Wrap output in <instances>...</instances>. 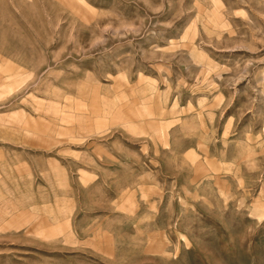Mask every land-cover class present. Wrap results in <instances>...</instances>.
<instances>
[{"label": "rangeland", "instance_id": "374dc122", "mask_svg": "<svg viewBox=\"0 0 264 264\" xmlns=\"http://www.w3.org/2000/svg\"><path fill=\"white\" fill-rule=\"evenodd\" d=\"M0 264H264V0H0Z\"/></svg>", "mask_w": 264, "mask_h": 264}]
</instances>
